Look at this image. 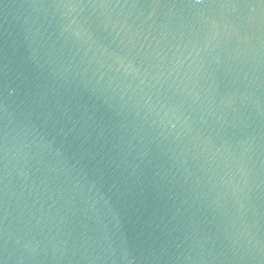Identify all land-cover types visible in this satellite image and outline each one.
Masks as SVG:
<instances>
[{
	"label": "water",
	"instance_id": "1",
	"mask_svg": "<svg viewBox=\"0 0 264 264\" xmlns=\"http://www.w3.org/2000/svg\"><path fill=\"white\" fill-rule=\"evenodd\" d=\"M0 264H264V0H0Z\"/></svg>",
	"mask_w": 264,
	"mask_h": 264
},
{
	"label": "snow or ice",
	"instance_id": "2",
	"mask_svg": "<svg viewBox=\"0 0 264 264\" xmlns=\"http://www.w3.org/2000/svg\"><path fill=\"white\" fill-rule=\"evenodd\" d=\"M196 2H197V3H199V2H200V0H196Z\"/></svg>",
	"mask_w": 264,
	"mask_h": 264
}]
</instances>
